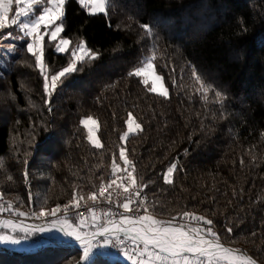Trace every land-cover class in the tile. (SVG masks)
Listing matches in <instances>:
<instances>
[{
	"label": "trees",
	"instance_id": "trees-1",
	"mask_svg": "<svg viewBox=\"0 0 264 264\" xmlns=\"http://www.w3.org/2000/svg\"><path fill=\"white\" fill-rule=\"evenodd\" d=\"M63 22L62 37L72 46L84 40L99 57L78 65L51 97L26 40L0 70L3 197L25 213L68 203L74 188L87 199L107 181L113 158L125 167L124 147L156 218L205 216L223 244L264 264V0H112L108 16L66 0ZM141 23L152 26L151 37ZM153 45L167 98L128 75ZM69 56L45 36L50 70L66 66ZM190 65L223 94L221 103L212 90L207 100L196 92ZM129 111L142 131L121 142ZM87 116L98 122L100 149L80 125ZM173 163V182L165 183ZM42 238L25 239L35 246L29 250L0 245V264H84L82 247ZM86 264L131 263L99 253Z\"/></svg>",
	"mask_w": 264,
	"mask_h": 264
},
{
	"label": "snow or ice",
	"instance_id": "snow-or-ice-1",
	"mask_svg": "<svg viewBox=\"0 0 264 264\" xmlns=\"http://www.w3.org/2000/svg\"><path fill=\"white\" fill-rule=\"evenodd\" d=\"M78 3L87 9L90 15L104 14L108 16L112 0H78ZM13 5H15V14L10 16ZM22 5L24 6L22 7ZM65 6L66 0H0V40L12 36L11 32L2 33L3 29L11 26H16L23 33V36L28 40L25 45L26 52L34 57L35 67L40 70V75L44 80V92L48 97H51L58 86L71 74L81 70L78 65L94 61L99 57V53L88 48L84 40H80L78 44L72 46L70 39L61 36L65 27L63 22ZM140 28L147 37L152 36L151 25L141 23ZM45 36L49 42H55L57 52L70 53L67 65L62 66L59 70H50L46 65L44 57ZM9 48L14 50L13 46H9ZM146 51L149 54L144 56L128 75L140 77V83L145 86L149 84V77H151L152 86L148 88V91L167 98L168 89L162 82L163 78L156 71L157 48L153 45ZM189 67H191L192 80L199 85L196 92L202 94V99L207 100L208 93L212 90L215 93V102L221 103L223 94L206 84L194 66L190 65ZM172 70L175 71L174 68ZM181 71L183 72V69ZM158 82L159 87H157ZM175 82L174 79L173 83L175 84ZM45 103H48V100ZM49 111H51L50 108ZM89 123L95 125L97 121L92 116L80 120V125L87 131V140L93 147L100 149L102 148L101 141L96 138L95 130L88 126ZM124 123L127 130L120 134L121 142H125L130 135L142 131V124L136 122L131 111L127 113V119ZM125 152L126 149L121 147L119 158L125 167L121 168L113 158L111 170L115 178L110 179L107 185L101 180L99 194L91 192L87 197V201L93 203L103 199L111 204L113 193L116 192L119 195L117 190L123 189L124 200L117 202V206L122 208L124 212L121 213L118 221L107 219L111 215V209L97 214L96 210L89 206L87 207L88 216L76 213V220L70 223L69 216L72 214L70 209H79L81 201L87 205L84 196L79 195L74 188L68 204L56 205L50 210L41 207L39 212L31 213L37 220L44 221L40 224L29 226L23 224L22 221L19 224L11 220L0 222L4 228L11 226L12 232L23 233L22 236L0 233V243L18 245L23 239H27L37 232L55 230L80 243L83 252L80 256L82 262L88 261L92 255V250L99 246L98 241L93 243L96 237H103V246L110 244L112 247L119 248L132 264H257L255 259L242 250L225 247L213 227V221L205 216L187 211L181 213V220L196 222V227H189L187 223L174 224L175 216L169 221H162L149 214L145 200L141 196L146 185L137 183L134 175L135 167L132 161L126 157ZM241 164H243V160H241ZM3 167L4 163L0 160V169ZM176 167L177 165L173 163L167 168V172L163 174L165 183L173 182L170 176ZM118 172L126 173V175L117 176ZM27 175V171H25L26 179ZM7 178L12 179L10 176ZM125 180L128 181L127 184L124 183ZM105 187L109 189L107 195H105ZM134 188H139V191L134 194L130 193L129 190ZM2 199L3 193H0V200ZM28 199L29 202L32 201L31 194H29ZM133 204H138V207L133 208ZM12 209L11 202H7L6 207L4 204H0V212ZM141 210H143L144 215H128V213H138ZM14 214L20 217L27 215L22 211ZM201 223L203 227L200 226ZM86 228L90 230L86 231ZM226 230L229 234L233 231L231 227H227Z\"/></svg>",
	"mask_w": 264,
	"mask_h": 264
},
{
	"label": "built area",
	"instance_id": "built-area-1",
	"mask_svg": "<svg viewBox=\"0 0 264 264\" xmlns=\"http://www.w3.org/2000/svg\"><path fill=\"white\" fill-rule=\"evenodd\" d=\"M129 170H131V169H129ZM116 175L117 176L126 175V173H119L118 172ZM114 178L115 177L112 175V172H111L109 177L107 178V181L105 182V185H107V183L110 179H114ZM124 183L127 184L128 181L125 180ZM113 187H115V185H113ZM108 191H109V189L107 187H105V195H107ZM129 191H130V193L134 194L136 191H139V188L130 189ZM117 192L119 193V195H117L116 192L113 193V202L111 204H109L108 202H106L103 199H99L98 202H96V203H93L92 201H87V199H85V201H87V205H85L84 201H81V207L79 209H70V212L72 214L69 216V222L72 223L73 221L76 220V215H75L76 213H79L83 216H88L89 214L87 212V207H89V206L94 208L96 210L97 214H100L102 212H105V211H108L109 209H111V215L109 217H107V219H114V220L118 221L120 219L121 213H123L124 210L117 206V202H123L125 194L123 192V189H118ZM98 194H99V191H98ZM7 202H9V201L6 200L4 197L2 200H0V204H4L5 207L7 206ZM68 203H66V204H68ZM12 205H13L12 210H6V211L0 212V222L11 220V221L19 224V222L22 221L23 224L29 225V226L35 225V224H40V223L44 222L43 220H37L35 218V216L31 215L32 212H36V211H31L23 217H20V216L14 214V213L19 212V207L14 205V204H12ZM145 206H146V204H145ZM132 207L136 208V207H138V204H133ZM149 214H151L153 217H155L150 211H149ZM128 215H144V212H143V210H141L138 213H128ZM178 222L181 224L182 223H187V224L196 223L194 221L188 222L185 220H181L180 217L178 218ZM89 223H91L90 220H89ZM2 228H4V227L2 225H0V229H2ZM85 230L88 231L90 229L86 228ZM37 233H39L42 237H45L46 239H54L59 243H64V244H69V245L81 247L80 243L75 241L74 238L66 237L63 235V233L56 232L55 230H53L52 232H43V233L37 232ZM102 238L103 237H96V240L93 241V243H96L98 241L100 244ZM110 250L112 253H117L120 251L119 248L112 247L111 245H110ZM99 253H101V248L99 246H97L92 250V255H91L90 259L94 255H97ZM82 254H83V252H82ZM88 261L83 262V263L86 264Z\"/></svg>",
	"mask_w": 264,
	"mask_h": 264
},
{
	"label": "rangeland",
	"instance_id": "rangeland-1",
	"mask_svg": "<svg viewBox=\"0 0 264 264\" xmlns=\"http://www.w3.org/2000/svg\"><path fill=\"white\" fill-rule=\"evenodd\" d=\"M24 5H22V7H23ZM87 10V9H86ZM88 11V10H87ZM15 14V5H13V10H12V12H10V16L11 15H14ZM3 31V30H2ZM8 32H11L12 33V36L10 37V38H8V39H4V40H0V70H2V68H4V67H6L7 66V64H8V62H9V60H10V56L16 51V48H20V43H21V41L22 40H26V42H28V40L23 36V33L22 32H20L19 31V29L16 27V26H11L10 27V30L8 31ZM7 32V33H8ZM3 33V32H2ZM3 34H6V33H3ZM26 45V44H25ZM9 46H13L14 47V50H10V48H9ZM55 50H56V48H55ZM57 52V51H56ZM159 74V73H158ZM160 75V74H159ZM162 77V76H161ZM162 82L164 83V81H163V79H162ZM149 87H151L152 86V84H151V77H149ZM164 85H165V83H164ZM157 87H159V82L157 83ZM165 87H166V85H165ZM167 88V87H166ZM51 90V89H50ZM168 94H169V91H168ZM83 118H86V117H83ZM94 118V117H93ZM95 119V118H94ZM96 120V119H95ZM97 121V120H96ZM89 127H91V128H93L94 130H95V133H96V138L97 139H99L98 138V136H97V130H98V122L95 124V125H93V124H91V123H89V125H88ZM127 130V129H126ZM87 132V131H86ZM170 179H171V176H170ZM155 218V217H154ZM155 219H157V220H160V219H158V218H155ZM163 221V220H162ZM174 224H177V225H179V224H181V223H179V222H173ZM188 226L189 227H196L197 226V224L196 223H190V224H188ZM200 226H202L203 227V225H202V223H201V225ZM1 231H0V233H5V234H9V235H12L11 234V226H9V228H2V229H0ZM42 241H41V243L42 242H46V241H52V240H54V239H46L45 237H43L42 239H41ZM40 242V241H39ZM101 247L103 248V250H104V252L105 253H107V254H109L108 252L110 251L109 249V247H110V244L108 245V246H103V238H102V240H101ZM0 245H3V246H7V247H10V248H21V249H25V250H29V249H34L35 248V246H29L28 245V243H27V241L25 240V239H23L22 241H21V243L20 244H18V245H13V244H7V243H0ZM37 246V245H36ZM229 248H231V247H229ZM103 251H101V253H103V254H105ZM106 255V254H105ZM113 255V254H112ZM107 257L108 256H111L110 254L109 255H106ZM115 258H120V259H122L123 261H125V262H129V263H132L131 261H129L128 259H127V257L124 255V253L123 252H121V251H119V252H117V253H114V255H113ZM112 257V256H111Z\"/></svg>",
	"mask_w": 264,
	"mask_h": 264
},
{
	"label": "crops",
	"instance_id": "crops-1",
	"mask_svg": "<svg viewBox=\"0 0 264 264\" xmlns=\"http://www.w3.org/2000/svg\"><path fill=\"white\" fill-rule=\"evenodd\" d=\"M102 243V242H101ZM101 243L99 244V247L101 248V251H103L104 252V250H103V248L100 246L101 245ZM110 248V247H109ZM110 250V249H109ZM105 253V252H104ZM112 257H114L113 255H114V253H112L111 252V250L108 252ZM106 255H109V254H107V253H105ZM113 254V255H112ZM127 263H129V262H127ZM132 264V263H131Z\"/></svg>",
	"mask_w": 264,
	"mask_h": 264
},
{
	"label": "bare ground",
	"instance_id": "bare-ground-1",
	"mask_svg": "<svg viewBox=\"0 0 264 264\" xmlns=\"http://www.w3.org/2000/svg\"><path fill=\"white\" fill-rule=\"evenodd\" d=\"M156 218V217H155ZM225 247H228L227 245L224 244Z\"/></svg>",
	"mask_w": 264,
	"mask_h": 264
},
{
	"label": "water",
	"instance_id": "water-1",
	"mask_svg": "<svg viewBox=\"0 0 264 264\" xmlns=\"http://www.w3.org/2000/svg\"><path fill=\"white\" fill-rule=\"evenodd\" d=\"M229 247V246H228ZM258 264V263H257Z\"/></svg>",
	"mask_w": 264,
	"mask_h": 264
}]
</instances>
